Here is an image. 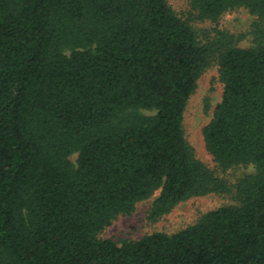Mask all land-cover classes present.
Here are the masks:
<instances>
[{"label": "trees", "instance_id": "1", "mask_svg": "<svg viewBox=\"0 0 264 264\" xmlns=\"http://www.w3.org/2000/svg\"><path fill=\"white\" fill-rule=\"evenodd\" d=\"M189 2L213 22L247 8L254 45L202 42L168 0H0V264H264V0ZM213 61L224 89L205 145L222 169L255 166L237 203L101 238L158 190L154 219L228 190L183 127Z\"/></svg>", "mask_w": 264, "mask_h": 264}, {"label": "rangeland", "instance_id": "2", "mask_svg": "<svg viewBox=\"0 0 264 264\" xmlns=\"http://www.w3.org/2000/svg\"><path fill=\"white\" fill-rule=\"evenodd\" d=\"M173 10L182 19L188 21L196 30L202 42L224 37L227 44L239 47H251L255 43L254 23L257 16L245 7L224 12L218 21L200 19L195 16L189 0H168ZM224 85L219 78L217 62L213 61L203 71L187 102L184 113V133L194 148L195 156L213 170L228 184V190L213 192L204 196L190 197L178 203L169 213L152 218L150 210L159 190L150 198L139 202L133 213L120 215L100 233L101 238L140 239L153 232L174 233L196 222L205 213L219 207L236 204V184L246 174L253 173L255 166L241 164L222 169L208 151L203 128L213 116L217 104L222 99ZM77 154L71 159L75 161Z\"/></svg>", "mask_w": 264, "mask_h": 264}]
</instances>
